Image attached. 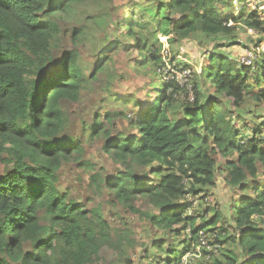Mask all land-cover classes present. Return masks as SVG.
Returning a JSON list of instances; mask_svg holds the SVG:
<instances>
[{
	"label": "trees",
	"instance_id": "1",
	"mask_svg": "<svg viewBox=\"0 0 264 264\" xmlns=\"http://www.w3.org/2000/svg\"><path fill=\"white\" fill-rule=\"evenodd\" d=\"M231 1L0 0V264H94L104 248L140 264L127 253L129 240L136 242L135 216L154 233L143 250L148 264H181L201 230L215 233V241L226 236L221 247L237 244L212 264H264V118L254 124L243 112L234 125L229 116L234 107L264 101V57L246 65L206 55L201 79L190 83L193 99L180 96L187 87L176 78L157 73L165 64L159 33L170 51L200 35L214 48L238 51V24L264 32L257 11L225 10ZM122 50L128 59L119 64ZM136 68L157 73L149 98L113 93L126 75L138 85ZM102 76L107 100L137 111L110 103L72 121L65 105ZM97 140L115 167L86 156ZM72 163L86 173L92 194L105 197L102 204L89 206L60 188L63 166ZM221 169L227 185L242 191L228 235L211 206L210 218L189 213L190 197L216 187ZM106 207L124 210L127 220L117 226ZM117 210L115 219L124 218Z\"/></svg>",
	"mask_w": 264,
	"mask_h": 264
},
{
	"label": "rangeland",
	"instance_id": "2",
	"mask_svg": "<svg viewBox=\"0 0 264 264\" xmlns=\"http://www.w3.org/2000/svg\"><path fill=\"white\" fill-rule=\"evenodd\" d=\"M119 1V0H117ZM245 8L247 10L257 11L258 16H260V21L263 22L264 26V0H232L225 10L229 11L231 14L238 15L240 10ZM229 25H233V22L230 21ZM237 37L239 38L238 41H242L240 54L239 50H235V47H224V48H214V42L212 40H208L206 37L200 35L197 39H193V42L190 45L184 44L182 48L174 47L171 51V56L173 55V51H175L176 62L178 64L184 65L187 64L185 69L191 68L193 73L192 75L187 74L188 72H184L185 69L178 70L179 73L177 74L178 80L181 83V86L186 88L185 92L180 94L181 97H185L186 93L190 92L191 97L193 96L190 83L201 79L199 75L201 74L204 64L206 62L207 57L210 54L222 55L223 57H230V59L237 63V64H253V62L257 60H261L264 57V32H259L257 29H253L247 27L245 24H238L237 25ZM107 33V32H106ZM159 38L162 41H165L167 38L163 36L162 33H159ZM202 40V41H201ZM168 44V41L166 42ZM64 44L68 45L69 41L64 38ZM199 44V45H198ZM169 46V44H168ZM170 47V46H169ZM237 47V46H236ZM238 49V47H237ZM184 50L185 52L183 53ZM209 50V51H208ZM178 51V52H177ZM86 52L91 56V58H95L96 56L93 55V50L90 47H86ZM215 52V53H214ZM232 52L236 53L237 56L232 54ZM243 52V53H242ZM245 52H251L252 55L248 57V59L244 58L243 55ZM225 53L229 54V56H225ZM207 55V57H206ZM128 59V53L124 50L120 51L117 55L116 60L119 64L122 60ZM139 68L133 70L135 79L134 85L138 82V85L132 86L129 82L133 76L126 75L125 83L123 86H120L117 82H115L116 86L112 87L113 93H119L124 95L135 94L138 98H149V88H150V81L151 77V70H145L144 68L142 71H137ZM154 70V69H152ZM159 72V67L157 68V73ZM155 72H152L153 76H156ZM161 76H167L166 72L163 73ZM104 82V76H102L98 81L93 82V87L81 96V99L78 102H69L65 105L67 110L69 111L70 117L72 121H80L82 118L88 119L90 115L96 110L99 109L104 104H112L110 107L113 110L121 109L127 110L128 113L137 111V107L134 106L133 103L129 104H117L114 101L113 97L109 98V93L102 89V84ZM205 81L202 80V83ZM207 87V85H206ZM208 88V87H207ZM213 92V91H211ZM178 100H181L178 98ZM261 105L256 106V102L251 101L249 104L245 105V109L239 111L237 108H233L231 112L232 121L234 125H240L241 121L244 119L240 114L245 113L246 119H251L252 123H256V121H260L264 118V101L259 103ZM253 110L251 112V110ZM253 114H260L259 118H252ZM121 126V125H120ZM69 132H76L75 129H70ZM93 146L88 148L86 156L91 157L95 162H99L100 164H104L107 166L108 169L115 167L114 162L111 159L103 160L104 152L102 151V141L97 140L92 142ZM224 158L219 156L218 157V164L221 165L224 163ZM226 172L224 169H221L218 172L217 184L216 187L210 188L205 193H201L198 197H190V200L193 202L192 206L189 209V213L192 212L195 214L196 212H200L199 215L203 216V218H210L212 216V211H207L208 206H211V210L213 209L215 212L221 213L223 219L220 221L218 220L219 225H223L227 234H232L234 231V227H232V210L230 211L232 204L235 203L234 201H238L242 195V191L238 189L231 188L227 185L226 180ZM87 180V175L82 171L79 167H77L74 163L69 164L68 166H63L60 175V188L64 190V188H70L73 191V195L77 197L79 200L85 201L89 206H95L97 204H102L105 201V197L103 196H94L89 188H87L85 182ZM91 197V199H90ZM117 210V208H116ZM116 210L110 209L106 207V212H108V216L111 217L112 221H114L117 226H120L123 222H125L128 217L124 210L119 209L117 210L119 213L124 215V218L115 219ZM205 210V211H204ZM193 214V215H194ZM132 217V216H131ZM132 223L134 238L135 241H130L127 246L129 249L127 253L131 256V258L140 264H148V259L144 258V245L148 241L149 236L154 237L153 231L149 228L147 220L143 219L144 217L136 218ZM203 219L198 217L197 222H202ZM208 234V231L205 230L202 234L200 232L201 240L199 239V244L197 243V251L192 253L188 257H183L181 262L182 264H212L214 259H222L224 258V254L229 251V249H233L237 247V244L233 242V240H229L226 244H223V247L219 248V252L212 258V260H207V251L212 252L214 251L215 243L212 240H208L206 238L205 242L203 238ZM226 238V236H225ZM225 238L218 237L219 242L221 240H225ZM137 244V245H136ZM221 244V242H220ZM146 246V245H145ZM150 251H152V247L147 246ZM206 249V250H204ZM198 251L200 254L198 255ZM102 259L94 264H129L128 261L120 260L112 250L108 248H104L101 251ZM129 257V256H128ZM244 258V257H241ZM240 261V260H239Z\"/></svg>",
	"mask_w": 264,
	"mask_h": 264
},
{
	"label": "built area",
	"instance_id": "3",
	"mask_svg": "<svg viewBox=\"0 0 264 264\" xmlns=\"http://www.w3.org/2000/svg\"><path fill=\"white\" fill-rule=\"evenodd\" d=\"M167 41H164V47H163V51H162V55L164 57L165 62L167 63V67L165 69V72L167 74L166 79H171V78H176V80L178 81V83L181 85V83L178 80L177 74L179 73L178 70H183L185 68H183L184 65H178V63L176 61H174L173 63L170 62V59H173V56H171V51L170 48L168 46V44L166 43ZM252 53L251 52H247L246 55H244L243 57L248 59L249 56H251ZM183 68V69H180ZM184 72H188L187 74L192 73V70L190 68L185 69ZM203 232H201L202 234ZM207 236V235H206ZM206 236L203 238L204 242L206 240ZM201 240V237H200ZM194 245V243H193ZM216 248H218V245H215V250Z\"/></svg>",
	"mask_w": 264,
	"mask_h": 264
},
{
	"label": "clouds",
	"instance_id": "4",
	"mask_svg": "<svg viewBox=\"0 0 264 264\" xmlns=\"http://www.w3.org/2000/svg\"><path fill=\"white\" fill-rule=\"evenodd\" d=\"M166 41H167V39H166ZM162 43H163V47H164V41L162 40ZM170 48V47H169ZM163 51V50H162ZM246 53L247 52H245L244 53V55H246ZM243 55V56H244ZM163 56V55H162ZM163 60H164V57H163ZM164 62H165V60H164ZM252 64V63H251ZM166 67H167V63L165 62V64L163 65V67L161 68L160 66H159V73H160V75H162L163 73H165V69H166ZM162 69L164 70L163 72H162ZM191 69V68H190ZM192 70V69H191ZM192 73H193V71H192ZM192 73H191V75H192ZM163 77V76H162ZM165 80H166V76L165 77H163ZM168 80V79H167ZM190 93H191V91H190ZM193 93V92H192ZM193 97H194V93H193V96L191 97V95H190V99H193ZM240 199V198H239ZM239 201V200H238ZM238 201H234L235 203H237ZM233 205H234V203L232 204V207H233ZM232 207H231V209H230V211L232 210ZM187 232H190V229L189 228H187ZM200 232H204V231H200ZM216 234L215 233H213V232H208V234H207V236H206V238L208 239V240H212V241H214L215 243H218V244H216V245H218V248H216V250H215V248H214V251H212V252H208V250H206V249H204V250H206L207 251V257H206V259L207 260H212V258L214 257L213 255H215V254H217L218 252H219V248H221V244H220V242L217 240V241H215V239H214V236H215ZM238 236L240 235V232L237 234ZM200 239V238H199ZM193 243H194V245H193ZM197 243L199 244V241H194L193 239L191 240V246H190V250L187 252V254L184 256V257H188V256H190L192 253H195V251H197ZM200 254V251H198V255ZM216 256V255H215ZM214 260H216V259H214ZM213 260V261H214ZM181 264H182V262H181Z\"/></svg>",
	"mask_w": 264,
	"mask_h": 264
}]
</instances>
